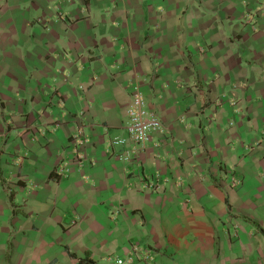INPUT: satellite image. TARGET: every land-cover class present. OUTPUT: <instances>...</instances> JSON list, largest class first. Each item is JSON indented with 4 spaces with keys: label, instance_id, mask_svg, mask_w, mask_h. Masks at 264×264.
Instances as JSON below:
<instances>
[{
    "label": "crops",
    "instance_id": "crops-1",
    "mask_svg": "<svg viewBox=\"0 0 264 264\" xmlns=\"http://www.w3.org/2000/svg\"><path fill=\"white\" fill-rule=\"evenodd\" d=\"M118 259L264 264V0H0V264Z\"/></svg>",
    "mask_w": 264,
    "mask_h": 264
},
{
    "label": "built area",
    "instance_id": "built-area-1",
    "mask_svg": "<svg viewBox=\"0 0 264 264\" xmlns=\"http://www.w3.org/2000/svg\"><path fill=\"white\" fill-rule=\"evenodd\" d=\"M127 115L128 120L125 126L127 136L114 139L112 144L124 147L125 152L121 155V159L130 161L146 143L151 142L155 134L163 132L164 127L160 118L148 109L145 97L138 88L131 95ZM130 263L131 260L118 259L116 261V264Z\"/></svg>",
    "mask_w": 264,
    "mask_h": 264
},
{
    "label": "trees",
    "instance_id": "trees-1",
    "mask_svg": "<svg viewBox=\"0 0 264 264\" xmlns=\"http://www.w3.org/2000/svg\"><path fill=\"white\" fill-rule=\"evenodd\" d=\"M80 263L81 264H93V262L91 261H82V260H80Z\"/></svg>",
    "mask_w": 264,
    "mask_h": 264
}]
</instances>
